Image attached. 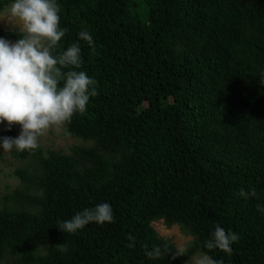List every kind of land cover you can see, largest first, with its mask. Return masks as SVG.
<instances>
[{"label": "trees", "instance_id": "trees-1", "mask_svg": "<svg viewBox=\"0 0 264 264\" xmlns=\"http://www.w3.org/2000/svg\"><path fill=\"white\" fill-rule=\"evenodd\" d=\"M57 2L68 29L58 51L80 30L94 40L80 41L79 70L96 80L97 95L65 122L89 147L14 153L29 164L0 208V264L10 254L17 264H186L200 253L264 264L256 208L264 204V0ZM0 37L19 38L1 27ZM249 187L256 197H239ZM101 202L114 222L58 229ZM158 221L182 227L192 243L179 251L156 232ZM216 225L238 234L231 254L203 247ZM145 247L160 255L149 258Z\"/></svg>", "mask_w": 264, "mask_h": 264}, {"label": "clouds", "instance_id": "clouds-1", "mask_svg": "<svg viewBox=\"0 0 264 264\" xmlns=\"http://www.w3.org/2000/svg\"><path fill=\"white\" fill-rule=\"evenodd\" d=\"M59 13L57 0H7L0 6V17L10 22L19 37L14 42L0 37V125L6 131H11L13 125L20 126L17 136H0L2 153L37 149L45 131L85 112L90 98L97 95L96 80L79 70L83 64L80 41L92 47L93 36L87 30H80L77 42L58 51V42L68 32L60 26ZM258 81L264 85V72ZM238 195L248 200L257 194L249 187L247 191L241 188ZM256 208L264 213V204H257ZM112 222L113 208L108 202H101L58 221V229L65 234H76L90 224ZM238 240L237 233L216 225L203 247L231 254ZM145 254L155 258L160 255V249L153 247L149 251L145 247ZM200 264H223V261L205 253Z\"/></svg>", "mask_w": 264, "mask_h": 264}, {"label": "rangeland", "instance_id": "rangeland-1", "mask_svg": "<svg viewBox=\"0 0 264 264\" xmlns=\"http://www.w3.org/2000/svg\"><path fill=\"white\" fill-rule=\"evenodd\" d=\"M9 23L6 18L0 17L1 28L6 31H17ZM11 129H18L20 131V126L13 125ZM3 131H6L5 126L0 125V132ZM39 146L45 152L53 151L62 155H69L72 148L76 146L89 147L88 144L69 137L65 123L60 126L50 127L45 131L39 138ZM14 153L15 151L2 153V150H0V208L4 199L21 187V179L16 176L15 172L27 167L29 164L26 159L16 157ZM153 227L159 236L170 240L179 251H184L193 241L192 236L180 226L168 227L163 221H158L153 223ZM203 255L202 253L195 255L186 264H200ZM18 260L19 256L10 254L1 264H17Z\"/></svg>", "mask_w": 264, "mask_h": 264}]
</instances>
